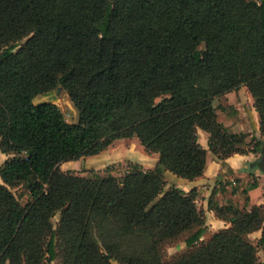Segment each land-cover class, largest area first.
<instances>
[{
	"label": "trees",
	"instance_id": "trees-1",
	"mask_svg": "<svg viewBox=\"0 0 264 264\" xmlns=\"http://www.w3.org/2000/svg\"><path fill=\"white\" fill-rule=\"evenodd\" d=\"M106 3L100 12L97 0H0V153L10 155L0 165V264H262L250 234L261 230L264 246V206L211 198L208 208L228 226L201 240L207 228L196 190L165 189L164 173L203 175L198 130L221 161L247 152L264 158V0ZM122 39L126 62L116 65ZM71 47L83 58L60 73L58 58ZM59 85L75 123L56 104L35 103ZM241 86L259 118L261 139L250 149L214 105ZM132 137L158 154L154 168L132 164L120 177L60 168ZM18 186L25 205L11 190ZM180 242L186 249L169 256Z\"/></svg>",
	"mask_w": 264,
	"mask_h": 264
},
{
	"label": "crops",
	"instance_id": "crops-1",
	"mask_svg": "<svg viewBox=\"0 0 264 264\" xmlns=\"http://www.w3.org/2000/svg\"><path fill=\"white\" fill-rule=\"evenodd\" d=\"M225 99L227 104L225 106H231V113L225 115L224 118H220V113L216 110L219 122L233 133L253 132L258 136V113L253 106V99L247 88L241 86L238 90L230 91L225 94ZM198 141L207 149V160L203 175L190 181L165 171V189L171 186L178 187L185 192L195 189L197 192L196 204L204 211L206 232L211 235L219 229L228 226V223L217 218L214 211L208 208L209 200L211 198L214 199L219 206L230 204L231 200L239 208L245 207L247 210L252 206H264V173L257 169H252L249 165V163L258 160L260 157L258 153H234L221 161L208 148L207 132L198 130ZM104 151L93 156H102L103 154V158L106 159L107 156L104 157ZM144 154L147 159L141 164H143L145 169L154 168L158 161V154L145 151ZM77 162L78 160L68 161L63 164L74 166ZM251 174L255 176V180H253ZM253 181H256L257 186L249 189L244 194L243 190L247 188L248 183ZM245 197L248 198L246 205ZM251 236H254L257 240L261 236V230L251 233L250 238Z\"/></svg>",
	"mask_w": 264,
	"mask_h": 264
},
{
	"label": "rangeland",
	"instance_id": "rangeland-1",
	"mask_svg": "<svg viewBox=\"0 0 264 264\" xmlns=\"http://www.w3.org/2000/svg\"><path fill=\"white\" fill-rule=\"evenodd\" d=\"M36 1L38 0H22V2H36ZM91 1H95V0H91ZM97 1L99 3V11L101 12L102 9L104 10L107 6L106 0H97ZM124 41L125 39H122L120 41L121 45L120 47H118V50L116 51L115 54L116 65H124L126 62V54L124 53V49L122 47ZM156 41L157 38L156 37L153 38L151 43L152 48H154V44L156 43ZM73 58H77L78 60L80 58H83L81 52L74 47H71L67 54L58 58L57 64L60 73L69 65L71 59ZM225 94L214 99V105L217 106V111L220 113V118H224L225 115L231 113L230 111L231 106H225L227 105ZM39 102H52L56 104L59 107L60 111L62 112L65 120L69 123H75L78 120L77 110L73 106L68 96V93L66 92L65 88H63V86L59 85L57 86V88L49 91L48 93L38 96L35 99V103H39ZM245 134H246V142L248 143L247 149H250L254 144V142L257 141V139H261L260 134L258 136H256L253 132L245 133ZM105 156H107L106 159L103 158V154L102 156L99 155L83 156L80 159H78V162L74 164V166H70V164L62 163L60 168L63 171H70L81 176H90L92 173L105 175L107 170H109L113 175L120 177L125 172V170L132 164H138L144 167L143 164L141 163H144L143 161L147 159L144 154V148L141 146V144L135 137L114 140L111 143V145H109L105 149L104 157ZM8 157H10V155L0 153V165ZM253 169H257L261 171L258 166L254 167ZM251 175L253 180H255V176L253 174ZM250 183H248V185ZM11 190L17 196L19 202L22 205H25L28 202V196L22 186H18ZM230 204L235 205V202L230 200ZM57 221H58V214L52 218V222L54 225L57 224ZM210 236L211 235L205 232L201 240H207ZM251 240L254 244L257 245L259 261L262 264H264V246L259 245L257 242L258 239L256 240L254 236H251ZM185 249H186L185 244L180 242L178 244L168 247L167 253L169 256H173L184 251ZM49 264H54V263L52 262Z\"/></svg>",
	"mask_w": 264,
	"mask_h": 264
},
{
	"label": "water",
	"instance_id": "water-1",
	"mask_svg": "<svg viewBox=\"0 0 264 264\" xmlns=\"http://www.w3.org/2000/svg\"><path fill=\"white\" fill-rule=\"evenodd\" d=\"M259 160H260L261 163L258 165V167L260 168V170H261V167H262V170L264 171V158L259 157Z\"/></svg>",
	"mask_w": 264,
	"mask_h": 264
}]
</instances>
